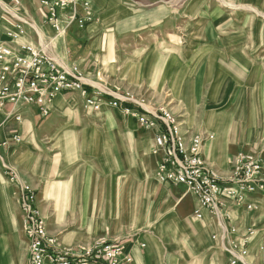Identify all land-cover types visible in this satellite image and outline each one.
<instances>
[{
  "label": "crops",
  "instance_id": "obj_1",
  "mask_svg": "<svg viewBox=\"0 0 264 264\" xmlns=\"http://www.w3.org/2000/svg\"><path fill=\"white\" fill-rule=\"evenodd\" d=\"M79 1L89 2L93 21L83 28L70 25L60 36L43 20L38 0H24V14L11 9L9 0H1V3L14 14L19 13L30 25L24 27L25 34L17 45L10 44L14 50L19 51V44L31 43L61 67L77 66L87 74L84 83L91 93L101 91L99 87L103 86L95 79L101 75L109 79L120 68L119 64L126 62L129 65L136 60L125 56L132 55L139 19L136 18L132 0ZM214 4L219 12L216 18L231 23V29H219L227 32L223 44L236 47V44L243 43L242 49L233 51L244 54L246 41L247 53H250L249 30L245 31L243 26L236 28V17L222 13V6L254 7L261 13L264 11V0H218ZM207 6L206 0H182V20L202 22ZM171 14L170 4L163 2L153 4L143 18L147 24L164 22L161 26L165 27L168 26L166 23L173 21ZM251 16L243 15L242 21L249 24ZM13 23L15 18L11 13L4 12L0 7V43H9L6 32L13 29ZM59 25L65 26V22L60 19ZM197 26L196 30L202 32L201 37H207L203 26ZM111 50L114 61L108 62ZM96 59L99 61L98 71L88 67ZM148 62L151 58L147 60L145 69ZM172 62L170 59L164 61V71L171 68L169 64ZM175 62L178 69L188 68L183 54L182 64L181 61ZM244 65L249 77L236 78L240 87L238 93L241 94L236 99L237 107L223 124L212 119L218 138L212 144L211 141L206 142L203 147V155L216 170L221 169L222 175L228 172L231 164V155L227 151L229 145L226 144L225 149L222 142H227L229 136L233 137L234 144L244 142L246 136L250 141L254 137V124L247 120L252 114L245 111L246 107H250L244 106L242 98L254 94V90L249 93L244 88L251 83L260 85L261 79L251 76L250 67L246 63ZM134 68L137 69V66ZM149 68L154 70V63ZM164 77L166 83L173 79L165 74ZM185 84L182 79V92L180 87H170L176 98L184 99L189 94L185 92ZM216 86L218 88V83ZM105 94V100L112 98L109 95H123L122 92L112 91ZM49 108L50 117L43 118L35 106L20 107V123L6 120L4 113L0 112V139L9 141V151L4 154L2 148L7 147L0 146V152L3 153V164L15 169L13 171L27 180L36 192L35 204L45 219L47 233L56 238L62 250L77 251L95 241L104 240L119 242L124 255L131 257V264H163L164 261L179 264L181 257L174 253L182 255V247L187 243H192L196 250L203 249L217 255L219 253L214 249L211 235L221 232V247L237 240L236 232H229L224 222L222 213L226 206L221 215L215 217L201 209L197 198L184 186L160 183L157 176L155 178L162 154L152 153L153 131L139 135L135 119L128 116V120H123L122 115H125L118 110L105 108L101 111L99 108L93 111L85 105L84 97L78 92L56 95ZM241 109L244 114H240ZM241 115L246 119L243 122L236 120ZM15 134L21 139L18 144L11 141ZM263 140L264 128L258 134V146L248 148L247 153H258L264 158ZM220 149L221 155H218ZM1 180L0 175V264H27L25 255L22 262L18 260V245L15 246L17 239L27 243L19 188L10 181L3 185ZM253 197L257 199L254 200V211L251 208L243 211L245 207L240 209V205L227 204L231 217L226 213V219H229L231 227L239 231L245 229L247 232V229L254 228V240L258 241L264 238V198L255 195L248 198ZM199 210L203 216L201 219L195 216ZM153 229L156 230L155 235L147 232ZM222 260L216 257L217 264Z\"/></svg>",
  "mask_w": 264,
  "mask_h": 264
},
{
  "label": "rangeland",
  "instance_id": "obj_2",
  "mask_svg": "<svg viewBox=\"0 0 264 264\" xmlns=\"http://www.w3.org/2000/svg\"><path fill=\"white\" fill-rule=\"evenodd\" d=\"M206 1L208 6L204 9L203 13L206 15H204L203 21L188 22L187 20H182V0H132L131 4L134 6L135 15L136 18L139 19V22L138 29L134 33L135 40L134 45L132 46L134 48L132 55L125 57H134L136 60L131 62L129 65L126 62L119 64L120 68L116 71V73L114 72L113 75L109 76L110 80L105 79L106 77H102L101 75L99 78L95 79V81L96 83L103 85L99 87L101 90L99 92L105 94L112 91V93L122 92L123 94H127L128 103H131L133 106L141 107L140 105H142L144 109L151 112L159 109L169 111L175 117V120L180 124L181 131L185 135L188 145L191 142V139L196 135L202 137L206 134L213 137V139L210 140L211 142L209 141L210 144H212L218 138L216 127L213 123H211L213 121L212 119H214L215 123L220 121L222 124L230 119L229 116L234 112L235 107H237L238 104L236 99L240 98L239 95H241L238 93L240 87L236 78L249 77L246 74L248 72L245 71L246 65L244 64L246 63L250 67L249 71L251 76L261 79L260 85H253V83H251V85H248L247 88H244V90L249 93H252V90H254V94H250V96L244 95L242 98L244 106L249 105L250 107V109H247V107L245 108L246 114L249 112L252 114V116L247 120H250L254 124L253 140L250 141L249 136H246L247 139H245L244 142L234 144L233 137L229 136L227 142H222L225 149V145H229L227 147V151L231 155L230 169L225 175L221 174V169H219L220 171L216 170L215 167L208 161L209 159L203 155V147L208 141H204L201 148L204 161L210 169H212V171L221 179H227L230 178L235 171V160L239 155L246 157L260 156L258 153L247 152L248 148L255 149L258 146V134L260 130L264 128V11L258 13L254 7L231 5L227 7L222 6V13H229L236 17V20L234 21L236 28H242L243 26L245 31L249 30L248 39L250 53H247L246 46L248 47V45H246V41L245 53H235L233 50H238V48L242 49L243 43L236 44V47L230 45L226 47L223 44L224 37L227 32H221L219 29H231V23H224L223 21H219V18H216L215 15L219 12L215 10L217 6H215L214 3L218 0ZM163 2L170 4L172 13L171 19H173V21L166 23L165 25L168 26L165 27L161 26L164 22L161 24H147L143 18L145 11L150 9L153 4ZM246 14L252 15L250 18L251 20L247 25L242 21L243 15ZM14 24L15 23H13V29H11V31L14 30ZM198 24L203 26V33H206L207 37H201L202 32H200V30H196ZM72 26L78 27L76 22L73 23ZM113 53L111 50V57L107 60L108 62L114 61L112 58ZM182 54L188 65V68L184 70L178 69V63L175 62L181 61L180 64H182ZM149 58H151V62L155 65L154 70L149 68L152 66L151 62L147 63V69L144 68ZM166 59H170L174 62L169 64L171 65L170 69L164 71L162 67ZM241 59L246 62L243 63ZM102 63H104V60H102ZM98 66L99 61L96 59L91 61L88 67L96 68L98 71ZM134 66H137V69H135ZM164 74L165 76H170V79H173L166 83L164 80L166 79ZM81 75L83 82H85L84 78H88L87 74L81 72ZM182 79L186 83L184 85L185 92L188 91L189 93L184 99L181 97L176 98V95L174 96L173 91L170 89V87L176 89L179 88V81L181 83L179 90L182 92ZM217 83L219 85L218 88L216 86ZM165 84L166 86H164ZM91 90L92 89H90V91ZM76 92L81 94L79 91ZM82 96L85 99L86 105V97L84 95ZM102 102L103 106L100 108L101 111L106 108L118 110L120 113L122 112L121 108H115L109 105L108 100H104ZM239 111L240 114L245 113L242 109ZM122 114L124 113L122 112ZM127 117L128 115H125V117L122 115V118L125 121L128 120ZM236 120L243 122L246 119L242 118L241 115ZM135 126L139 131V135L149 132L140 127L137 122L135 123ZM154 136L155 133L153 132V143ZM262 142L264 143V140ZM153 145L154 147L152 153L158 155L160 152H158L155 143ZM2 149L5 151L4 154L9 151V147ZM221 151L222 149L218 150V155H221ZM2 154L3 153L0 152V175L2 176L1 183L6 185V181L9 182L8 171H6V169H15L10 168L8 164H3L4 161ZM157 172L155 173V178L157 176ZM16 174L18 175L17 172ZM19 179L29 185L28 181L24 178L22 179L19 177ZM32 190L34 191V189ZM34 193L36 195L35 191ZM255 196H262L264 198V196L260 193ZM254 200H257L256 197H247L240 205V209L245 207V209L243 208V211L248 210L247 206H250L251 210L254 211ZM227 206L228 205H226V208L223 209L222 213L224 214V222L229 228V232L234 229L236 232L235 234L237 236H241L246 232V230L244 229L239 231L237 228L233 226L231 227L229 219H226V213L228 214L229 210H231H228ZM39 214L41 215L40 211ZM228 215L230 216V214ZM21 216L23 218V215ZM41 217L43 218L42 215ZM43 220L46 227L45 219L43 218ZM249 230H252L254 234L253 236H248V256L245 259V263L264 264V252L261 250L262 238L255 241V229L250 228ZM147 232L153 235L156 230H148ZM220 235L221 232L210 236L211 241L215 245L214 249L219 253L217 255H213L210 251L206 252L203 249L196 250V247L192 245V243L183 245L182 255L177 254V252L173 253L174 255L181 257L179 264H217L216 257L217 259H223L222 262H219L218 264H229L230 255L227 252L229 246L226 245L221 247L222 236ZM102 242H104V240L95 241L90 246H85V248L92 247L93 245ZM25 244H23L22 239H17L15 246L18 245V260L22 262L25 255V258L27 257L28 264V245L27 243ZM163 264L167 263L164 261Z\"/></svg>",
  "mask_w": 264,
  "mask_h": 264
},
{
  "label": "built area",
  "instance_id": "obj_3",
  "mask_svg": "<svg viewBox=\"0 0 264 264\" xmlns=\"http://www.w3.org/2000/svg\"><path fill=\"white\" fill-rule=\"evenodd\" d=\"M24 0H9L11 9L24 12ZM42 18L53 27L56 34H65V29L76 22L83 28L93 21V11L87 1L79 0H38ZM0 7L15 18L14 30L7 31L9 43H0V112L6 120L21 122L19 108L35 106L41 117H50L49 103L63 92L79 91L86 97V105L98 111L107 96L99 91L89 92L77 66L63 68L48 54L31 43L19 44V51L11 46L25 34V26H30L19 13L8 10L0 0ZM81 8V10L79 9ZM65 26L59 25V20ZM11 44V45H10ZM109 105L120 107L125 115L135 119L146 131L155 133L154 143L162 154L158 166L157 180L160 183L182 185L193 194L201 207L213 216H219L227 204L241 205L244 200L260 193L264 196V158L239 155L235 160V171L227 179L218 177L202 157V143L213 139L211 135L191 139L189 145L175 117L164 109L151 112L128 103V95H109ZM104 99V100H103ZM124 105V106H123ZM20 143V137H11ZM9 141L0 139V146H8ZM8 171V180L19 187L20 211L23 215L24 234L28 245V264H131L132 259L124 255L118 242L97 243L78 251L62 250L54 237L48 235L45 223L36 207V195L31 187L21 181L16 172ZM250 209V206H247ZM196 218L201 219V211ZM234 229L231 233H234ZM253 231L237 237L230 242L227 250L229 264H246L248 256V236ZM264 251V238L261 241Z\"/></svg>",
  "mask_w": 264,
  "mask_h": 264
}]
</instances>
